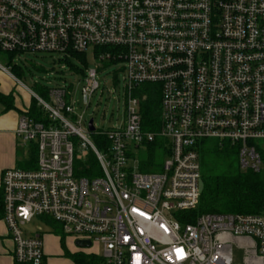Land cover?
<instances>
[{"label": "built area", "instance_id": "obj_1", "mask_svg": "<svg viewBox=\"0 0 264 264\" xmlns=\"http://www.w3.org/2000/svg\"><path fill=\"white\" fill-rule=\"evenodd\" d=\"M89 49L126 71L124 122L91 131L71 89L48 90V100L31 93L46 121L27 104L15 135L30 157L35 149V168L24 159L29 169L0 182L15 262L48 263L42 234L24 230L40 218L75 245L91 243L72 253L89 257L84 264H233L232 240L249 250L246 264H264V211L190 221L204 141L235 148L243 171L264 169V0H0V54L68 59ZM0 73L15 78L9 64ZM83 82L89 107L97 70ZM144 84L161 87L156 132L145 130L146 97L135 94ZM155 145L160 168L141 171ZM90 153L99 174L80 176Z\"/></svg>", "mask_w": 264, "mask_h": 264}, {"label": "rangeland", "instance_id": "obj_2", "mask_svg": "<svg viewBox=\"0 0 264 264\" xmlns=\"http://www.w3.org/2000/svg\"><path fill=\"white\" fill-rule=\"evenodd\" d=\"M99 52L100 50L89 49L81 56H69V62L58 55L16 54L12 56L1 53L0 64L4 66L9 64L19 69L21 74L19 78H13L0 73L1 89L11 90L10 92L15 94L18 106L30 103L31 93L36 92L37 87L47 90L59 86L66 87L71 89L78 112L85 114L87 123L93 120L97 131L107 132L110 129L119 128L124 122L129 102L126 97V71L123 70L122 64L97 61ZM90 70H97V82L100 88L93 96L90 106L87 107L82 101L81 90L85 85L82 73L88 76ZM20 154V159L31 158L27 148L20 149ZM17 167L23 169L20 165ZM24 230L29 237L42 234L44 243L49 247L47 256L50 260H55L54 264H67L66 251L72 254L78 249L74 239L64 237L57 224H47L43 219L35 218ZM231 243L233 264H246V259L250 256L246 254L248 249L243 246L244 242L232 240Z\"/></svg>", "mask_w": 264, "mask_h": 264}, {"label": "trees", "instance_id": "obj_3", "mask_svg": "<svg viewBox=\"0 0 264 264\" xmlns=\"http://www.w3.org/2000/svg\"><path fill=\"white\" fill-rule=\"evenodd\" d=\"M81 55L72 53L71 56ZM65 60L69 62V58ZM11 74L15 78L21 76L20 70L15 67H11ZM82 74L84 76V73ZM160 88L159 85L144 84L135 92L141 98L146 97L141 103V114L144 128L147 131L156 132L160 129V119L162 118ZM34 93L45 100L50 99L47 89L37 87ZM14 97L13 92L8 95L0 93V103L5 106L7 111L16 109ZM28 112L29 116L37 121H46L44 112L37 107L33 97L30 99ZM99 148H101L100 145ZM148 149V163H146L145 168L141 169L146 173L160 168L156 162L159 158L156 153V145L150 146ZM31 157L34 161L31 168H35V159L37 158L35 149L32 151ZM19 163L17 165L22 166L23 169L30 168L24 161ZM200 164L202 194L198 209L190 213L192 217L190 221L193 222L197 216L203 214L258 215L264 211V169L259 173L241 170L237 150L227 143L221 144L214 140L204 141L201 144ZM77 168L78 174L83 177L99 174V171L94 174L93 170H97V163L95 156L91 153L86 160L77 162ZM0 215L3 217L2 190L0 192ZM50 224L53 223L50 222ZM65 256L78 264H84L89 259L84 254H71L68 251H66Z\"/></svg>", "mask_w": 264, "mask_h": 264}, {"label": "crops", "instance_id": "obj_4", "mask_svg": "<svg viewBox=\"0 0 264 264\" xmlns=\"http://www.w3.org/2000/svg\"><path fill=\"white\" fill-rule=\"evenodd\" d=\"M10 91L2 90L0 85V93L8 95L11 93ZM13 96H15L14 93ZM14 98L16 107L15 110L7 111L5 106L0 103V182L2 175L6 170L13 169L17 166L18 162L24 160V158L20 159V149L22 148L20 147L19 140L16 138L15 130L17 128L20 112L23 108H26L27 105L23 103L22 105L17 106V99L16 97ZM27 104H29V102ZM8 231L9 230L3 220V217L0 215V264L16 263L13 258L14 244ZM44 247L46 262H48L47 264H54L55 260H50V257L47 256L49 248L48 245L44 243ZM68 262L66 263L73 264L70 261Z\"/></svg>", "mask_w": 264, "mask_h": 264}, {"label": "water", "instance_id": "obj_5", "mask_svg": "<svg viewBox=\"0 0 264 264\" xmlns=\"http://www.w3.org/2000/svg\"><path fill=\"white\" fill-rule=\"evenodd\" d=\"M89 128L91 131H94V126H93V120L89 122ZM76 245L78 247H86L89 248L91 246L90 242H84V241H77Z\"/></svg>", "mask_w": 264, "mask_h": 264}]
</instances>
